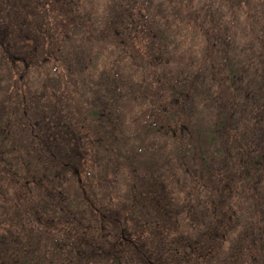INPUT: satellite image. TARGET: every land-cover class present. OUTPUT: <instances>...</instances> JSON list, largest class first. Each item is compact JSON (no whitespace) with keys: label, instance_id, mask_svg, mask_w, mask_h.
Wrapping results in <instances>:
<instances>
[{"label":"trees","instance_id":"16d2710c","mask_svg":"<svg viewBox=\"0 0 264 264\" xmlns=\"http://www.w3.org/2000/svg\"><path fill=\"white\" fill-rule=\"evenodd\" d=\"M0 209V264H264V0H0Z\"/></svg>","mask_w":264,"mask_h":264},{"label":"rangeland","instance_id":"374dc122","mask_svg":"<svg viewBox=\"0 0 264 264\" xmlns=\"http://www.w3.org/2000/svg\"><path fill=\"white\" fill-rule=\"evenodd\" d=\"M91 1H94V0H91ZM97 1H100V0H96V2H97ZM196 40H197V39H196ZM197 41H198V40H197ZM192 47H195V48H194L195 51H194L193 54H198L199 51H200V49H201V44L199 43V41H198V43L195 42V41H193V43H192ZM101 57H102V55H99V54L97 55V58H101ZM95 68H97V67H95ZM179 99L181 100L182 98L180 97ZM13 165H14V164L11 165V168H12ZM15 171H16L17 173H18V172L23 173L24 176H26V178H27L28 167H26V164L24 163V161H23V159H22L21 156L18 158V161L15 162ZM21 173H20V175H21ZM21 177L24 178L23 176H21ZM6 196H7V198H11V194H10V192L7 193ZM2 203H3L4 205L6 204V200H5V198L2 199ZM4 209H6V208H4ZM4 209H3V210H4ZM0 210H2V209H0ZM3 210H2V211H3ZM5 214H7V212H6Z\"/></svg>","mask_w":264,"mask_h":264}]
</instances>
